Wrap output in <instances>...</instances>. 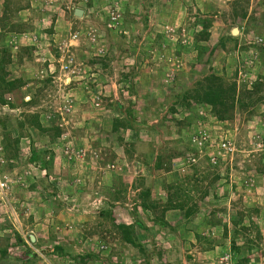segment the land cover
Returning <instances> with one entry per match:
<instances>
[{
    "label": "rangeland",
    "instance_id": "obj_1",
    "mask_svg": "<svg viewBox=\"0 0 264 264\" xmlns=\"http://www.w3.org/2000/svg\"><path fill=\"white\" fill-rule=\"evenodd\" d=\"M1 59L18 87L0 103V264H264V0H0ZM209 75L237 84L226 120L182 103ZM33 112L48 134L20 126Z\"/></svg>",
    "mask_w": 264,
    "mask_h": 264
},
{
    "label": "trees",
    "instance_id": "obj_2",
    "mask_svg": "<svg viewBox=\"0 0 264 264\" xmlns=\"http://www.w3.org/2000/svg\"><path fill=\"white\" fill-rule=\"evenodd\" d=\"M127 11H126V13H127ZM231 39H233V37H231ZM223 46H225V45L223 44ZM6 62L7 61L5 59L0 60V71L1 72L3 71L4 64ZM16 87H18L16 84V81L7 82V81H4L3 77L0 76V103L1 104H5V101L3 99L5 96V93L9 92V91L11 92ZM262 87H263V84H261V83H256V84L252 85V87H251L252 89H250V91H248V94H249L248 96L252 97L251 95H257L259 92H261ZM237 94H238V88H237L236 83L227 84L220 77H218L216 75H209V76L203 77V79H201V80H198V82L195 84V86L193 88L184 91L182 103H184V105L188 106V107L190 106L189 102H192V101L197 103V104H200V105L209 106V107H211V111H212V113L216 119L226 120L228 118L227 117L228 113L232 112L234 110L236 104L239 102V99H237ZM30 104H32V103H30ZM22 118H23V120H21L19 122L20 126L24 127L25 125L27 126V124H28V127L25 128V130L27 129V131L31 134H32L31 130H33V129L38 130L43 134L44 133L48 134L51 131V128H47V127L43 126V124L40 121V116L38 113H34V112L31 114L30 113H22ZM113 126H114V130H119L121 128H127L128 126H131V125L127 121H122L121 119H117L113 123ZM52 131L54 132L53 137H58L60 135V128L59 127H53ZM20 137L21 136H19L17 139H15L14 143L13 142L12 143H10V142L6 143V149L7 150L9 149V151L11 150L14 153L17 152L18 149L13 144H18ZM41 153L42 152L40 151L39 147H37L36 145H35V147L33 145H31L29 161L33 164H39V165L41 164V167L45 168V166L47 165L46 164L47 161H45L43 163L40 162ZM263 161H264V159H263ZM157 167L159 169L161 168L160 163L157 164ZM258 173H260L261 175L264 174V162L262 164V167L258 168ZM219 178L220 177L218 174V175H216V177L214 178L213 181L215 182ZM203 180H205V178H203ZM201 182L199 180H197L195 183V186L197 187L198 184ZM169 189L172 192L174 189H178V188H176V187L174 188V185H172L169 187ZM172 194L175 197L176 193H172ZM139 197L142 201L141 206L144 209L153 210V209H156V207H158V204L157 203L155 204V202L150 199L149 189H144V190L140 191ZM101 214L105 217L111 216V218H112L111 220L113 222V228L118 230V232L121 236V239L123 240L124 243L138 249V251L141 252V254L143 256L146 255L144 248L140 245V243H138V239L134 235V225L133 224L126 223L125 221L120 222L118 220V217H116L115 213L112 211L108 212L107 210H104L101 212ZM227 224L228 223L224 224V229L226 230L224 232L225 236L227 235ZM234 225L236 227V228H234V231H235V233H237L238 232L237 226L239 224L235 223ZM253 225H255V223H253ZM30 241H31V239H30ZM253 246H254V243L249 241L246 250L247 251L253 250ZM55 249L58 250L61 248L55 247ZM234 250H238L237 246L235 244H234ZM32 255H35V253H33V251H31V250L28 251L25 255L26 256L25 260L28 259ZM88 258H92L91 253L72 257V260H75L76 262H78L80 264H85ZM246 260H249V258H246ZM246 260L241 259L240 262H238V264H245Z\"/></svg>",
    "mask_w": 264,
    "mask_h": 264
},
{
    "label": "built area",
    "instance_id": "obj_3",
    "mask_svg": "<svg viewBox=\"0 0 264 264\" xmlns=\"http://www.w3.org/2000/svg\"><path fill=\"white\" fill-rule=\"evenodd\" d=\"M260 139H264V135H259ZM218 151H219V154H221L222 156H228L230 153L233 152V144L228 141V139H225L222 143L219 144V147H218ZM215 161V159H213V162Z\"/></svg>",
    "mask_w": 264,
    "mask_h": 264
},
{
    "label": "water",
    "instance_id": "obj_4",
    "mask_svg": "<svg viewBox=\"0 0 264 264\" xmlns=\"http://www.w3.org/2000/svg\"><path fill=\"white\" fill-rule=\"evenodd\" d=\"M82 13H83V11L80 10V9H77V10L75 11V15H77V16H79V17H81ZM232 34H233V35H237V34H238V30H237V29H234V30L232 31ZM30 239H31V241H35V237H34L33 235H30Z\"/></svg>",
    "mask_w": 264,
    "mask_h": 264
}]
</instances>
